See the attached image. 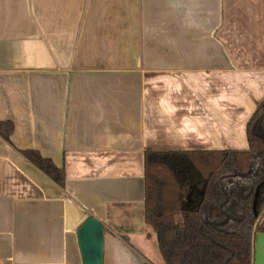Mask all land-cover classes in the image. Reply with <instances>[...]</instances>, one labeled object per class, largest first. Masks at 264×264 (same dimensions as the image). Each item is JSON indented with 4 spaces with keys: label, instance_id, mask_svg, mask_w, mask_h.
Returning <instances> with one entry per match:
<instances>
[{
    "label": "crops",
    "instance_id": "1",
    "mask_svg": "<svg viewBox=\"0 0 264 264\" xmlns=\"http://www.w3.org/2000/svg\"><path fill=\"white\" fill-rule=\"evenodd\" d=\"M201 4L193 31L166 0H0V121L13 123L11 143L0 136V264H82L89 216L102 264H163L144 152L246 149L264 101V0ZM23 149L62 167L63 185Z\"/></svg>",
    "mask_w": 264,
    "mask_h": 264
},
{
    "label": "trees",
    "instance_id": "2",
    "mask_svg": "<svg viewBox=\"0 0 264 264\" xmlns=\"http://www.w3.org/2000/svg\"><path fill=\"white\" fill-rule=\"evenodd\" d=\"M13 123L0 121L11 143ZM246 149L144 152V220L163 264H251L264 209V101L246 124ZM26 161L62 186L65 172L36 149ZM257 192L255 209L253 202Z\"/></svg>",
    "mask_w": 264,
    "mask_h": 264
},
{
    "label": "water",
    "instance_id": "3",
    "mask_svg": "<svg viewBox=\"0 0 264 264\" xmlns=\"http://www.w3.org/2000/svg\"><path fill=\"white\" fill-rule=\"evenodd\" d=\"M257 192L253 202L255 209ZM264 211V209H263ZM261 214L257 215L254 228ZM103 226L92 216H89L78 228L77 236L81 252L82 264H102V237ZM264 232H255L253 235V247L251 264H264Z\"/></svg>",
    "mask_w": 264,
    "mask_h": 264
},
{
    "label": "clouds",
    "instance_id": "4",
    "mask_svg": "<svg viewBox=\"0 0 264 264\" xmlns=\"http://www.w3.org/2000/svg\"><path fill=\"white\" fill-rule=\"evenodd\" d=\"M166 7L175 21L187 30H200L204 26L201 0H166Z\"/></svg>",
    "mask_w": 264,
    "mask_h": 264
},
{
    "label": "rangeland",
    "instance_id": "5",
    "mask_svg": "<svg viewBox=\"0 0 264 264\" xmlns=\"http://www.w3.org/2000/svg\"><path fill=\"white\" fill-rule=\"evenodd\" d=\"M158 255H159V253H158ZM160 256V255H159Z\"/></svg>",
    "mask_w": 264,
    "mask_h": 264
}]
</instances>
